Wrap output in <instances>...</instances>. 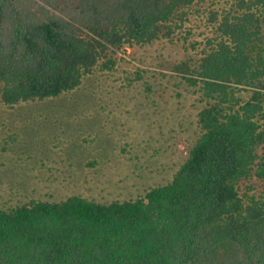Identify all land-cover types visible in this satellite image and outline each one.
Returning a JSON list of instances; mask_svg holds the SVG:
<instances>
[{
    "label": "trees",
    "instance_id": "obj_1",
    "mask_svg": "<svg viewBox=\"0 0 264 264\" xmlns=\"http://www.w3.org/2000/svg\"><path fill=\"white\" fill-rule=\"evenodd\" d=\"M0 0V98L74 91L124 48L182 42L202 135L165 185L0 208V264H264V0ZM190 59V58H189ZM2 120L0 118V128ZM262 150V152L260 151Z\"/></svg>",
    "mask_w": 264,
    "mask_h": 264
},
{
    "label": "rangeland",
    "instance_id": "obj_2",
    "mask_svg": "<svg viewBox=\"0 0 264 264\" xmlns=\"http://www.w3.org/2000/svg\"><path fill=\"white\" fill-rule=\"evenodd\" d=\"M197 56L164 38L122 49L115 70L96 67L59 97L15 107L0 98V208L124 202L169 184L202 135L207 101L174 69ZM252 182L243 190L264 198V181Z\"/></svg>",
    "mask_w": 264,
    "mask_h": 264
},
{
    "label": "bare ground",
    "instance_id": "obj_3",
    "mask_svg": "<svg viewBox=\"0 0 264 264\" xmlns=\"http://www.w3.org/2000/svg\"><path fill=\"white\" fill-rule=\"evenodd\" d=\"M179 149V148H178Z\"/></svg>",
    "mask_w": 264,
    "mask_h": 264
}]
</instances>
